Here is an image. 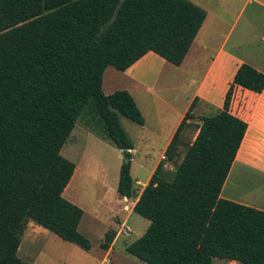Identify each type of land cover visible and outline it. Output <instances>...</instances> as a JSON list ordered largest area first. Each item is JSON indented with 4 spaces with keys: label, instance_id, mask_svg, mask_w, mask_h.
Instances as JSON below:
<instances>
[{
    "label": "trees",
    "instance_id": "obj_1",
    "mask_svg": "<svg viewBox=\"0 0 264 264\" xmlns=\"http://www.w3.org/2000/svg\"><path fill=\"white\" fill-rule=\"evenodd\" d=\"M206 17L190 0H0V264H29L18 250L30 221L91 249L83 209L63 195L76 166L62 149L83 121L130 159L117 191L133 197L120 115L145 119L128 91L104 93V73L149 52L181 66ZM236 86L261 94L264 74L243 63L223 109L200 123L194 101L165 152L180 159L172 178L162 161L139 196L134 212L150 224L126 251L141 262L264 264V211L221 197L248 130L231 112Z\"/></svg>",
    "mask_w": 264,
    "mask_h": 264
},
{
    "label": "crops",
    "instance_id": "obj_2",
    "mask_svg": "<svg viewBox=\"0 0 264 264\" xmlns=\"http://www.w3.org/2000/svg\"><path fill=\"white\" fill-rule=\"evenodd\" d=\"M190 1L203 8L207 17L181 66H175L156 53L149 52L126 71L108 67L103 77V91L106 95L118 90L128 91L144 116L143 125L134 122L127 127L122 125L133 143L132 160L138 151L146 157H154V160H151L152 169L148 179L142 185L143 190L165 158L168 146L194 101V118L189 122L200 123L202 118L215 115L223 109L226 94L243 63L264 74V30L250 34L254 32L253 25L264 17V0ZM240 23L238 34L231 41ZM248 33L250 37H247ZM254 47L257 48L254 50ZM248 49L252 51L246 52ZM238 102L241 103L240 109H237ZM231 112L248 123V130L222 189L221 197L264 211V202L255 200L258 196L255 193L259 194L264 190V91L257 94L236 86ZM86 133H95L103 139L89 126L80 125L78 130L71 133L73 141L79 140L77 136L82 137ZM242 171H248L252 177L245 185L240 180ZM77 172L76 166L74 175L64 191V197ZM246 185H250L251 189L248 186L245 188ZM248 193L250 196H247ZM139 196L135 198L134 206ZM122 198L127 202L133 197ZM67 200L79 206L73 194H69ZM117 202L119 204V200ZM106 203L108 209L112 204ZM26 228L18 256L29 264H39L33 248L38 244H42L43 248L51 232L33 221H30ZM116 242L115 239L108 250L103 249L104 255L96 264H109V257L114 252ZM81 250L86 251L82 248ZM91 250L86 251V255H90ZM49 264L72 263L61 257L51 258Z\"/></svg>",
    "mask_w": 264,
    "mask_h": 264
},
{
    "label": "rangeland",
    "instance_id": "obj_3",
    "mask_svg": "<svg viewBox=\"0 0 264 264\" xmlns=\"http://www.w3.org/2000/svg\"><path fill=\"white\" fill-rule=\"evenodd\" d=\"M248 14L249 12L246 13V15ZM240 26L241 23L234 31L231 41L237 36ZM252 29L254 32L250 33L251 35L262 32L264 30V17H261L253 25ZM250 34L247 37H250ZM256 48L254 47V50ZM249 50L252 51V49H248L246 52ZM240 108L241 103L238 102L237 109ZM120 120L125 127L128 124H133L131 120L123 116L120 117ZM80 125L86 126L83 121L79 120L74 131L78 130ZM77 137L79 140L73 141V135H71L61 152L78 169L76 177L67 190L65 197L68 199L69 194H73L79 207L83 209L84 217L79 231L89 238L92 250L89 253L90 255H86L87 252L81 250L77 245L63 242L55 234L50 233L51 235L44 243L43 248H41L42 244L34 246L36 261L38 260L39 264H49L51 258L64 257L72 264H96L104 255L103 249L108 250L116 239V246L113 247L114 252L109 257V264H147L128 254L126 247L142 237L150 224L147 219L134 213L133 207L136 201L135 198L143 190V183L148 179L152 169L151 160H154V157H146L140 151L134 154L131 165V174L135 187L134 196L126 202L118 194L117 187L121 166L124 162L126 163L127 158H124L122 152L114 147L112 143L101 139L95 133H86L82 137ZM162 161L164 162L163 169L166 177L171 179L180 159L169 161L165 156ZM251 178L248 171H242L240 177L242 184L244 182L245 185ZM250 185L244 187L248 186L251 189ZM255 195H258L255 200L264 202V199L261 198H264V190L260 191L259 194L255 193ZM247 196H250V193ZM117 200H119L120 205ZM106 202L112 204L108 209ZM110 234H114V238L109 244L107 236ZM105 245H109V248L107 249ZM19 257L22 259L20 255ZM213 264L240 263L214 259Z\"/></svg>",
    "mask_w": 264,
    "mask_h": 264
},
{
    "label": "water",
    "instance_id": "obj_4",
    "mask_svg": "<svg viewBox=\"0 0 264 264\" xmlns=\"http://www.w3.org/2000/svg\"><path fill=\"white\" fill-rule=\"evenodd\" d=\"M129 162H130V159L127 158V159H126V163H129Z\"/></svg>",
    "mask_w": 264,
    "mask_h": 264
},
{
    "label": "bare ground",
    "instance_id": "obj_5",
    "mask_svg": "<svg viewBox=\"0 0 264 264\" xmlns=\"http://www.w3.org/2000/svg\"><path fill=\"white\" fill-rule=\"evenodd\" d=\"M251 197H252V195H251Z\"/></svg>",
    "mask_w": 264,
    "mask_h": 264
}]
</instances>
